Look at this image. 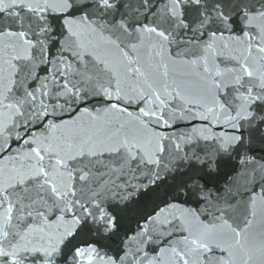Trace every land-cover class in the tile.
Returning <instances> with one entry per match:
<instances>
[{
	"label": "snow or ice",
	"instance_id": "6c2138e0",
	"mask_svg": "<svg viewBox=\"0 0 264 264\" xmlns=\"http://www.w3.org/2000/svg\"><path fill=\"white\" fill-rule=\"evenodd\" d=\"M0 264H264V0H0Z\"/></svg>",
	"mask_w": 264,
	"mask_h": 264
}]
</instances>
